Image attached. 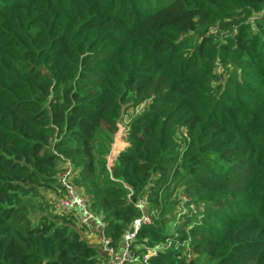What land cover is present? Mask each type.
Listing matches in <instances>:
<instances>
[{"label":"trees","instance_id":"1","mask_svg":"<svg viewBox=\"0 0 264 264\" xmlns=\"http://www.w3.org/2000/svg\"><path fill=\"white\" fill-rule=\"evenodd\" d=\"M66 169L127 264H264V0H0V264H107Z\"/></svg>","mask_w":264,"mask_h":264},{"label":"built area","instance_id":"2","mask_svg":"<svg viewBox=\"0 0 264 264\" xmlns=\"http://www.w3.org/2000/svg\"><path fill=\"white\" fill-rule=\"evenodd\" d=\"M216 31V29H213ZM128 123L127 121H122L118 124V130L115 134L117 138L114 137L113 148L116 145L118 136L119 139L125 141V137L127 135ZM118 153L113 154L114 150L111 149L110 153L107 155V166L110 169L117 159ZM71 170L66 169L59 174V182L64 190V196L58 197L56 199V206L62 210L73 211L77 214V217L86 229V235L88 237H92L96 232H100L98 234V238L100 243L103 246V251L106 253L107 264H127L136 260L135 255L132 253V243L135 239L138 230L144 224H148L152 221V216L146 212L144 206L146 205V201H140L137 203V206L141 209L142 213L140 217L134 220L133 229L127 233H125L123 237V241L120 245L116 246L111 243V240L104 234V223L102 219L93 213L89 208V198L87 195L81 193L78 188L71 182ZM98 228L100 230H98ZM146 252L142 256V260L145 264L148 263L149 258L158 253L160 247H146Z\"/></svg>","mask_w":264,"mask_h":264},{"label":"crops","instance_id":"3","mask_svg":"<svg viewBox=\"0 0 264 264\" xmlns=\"http://www.w3.org/2000/svg\"><path fill=\"white\" fill-rule=\"evenodd\" d=\"M116 138H117V135L115 136ZM121 139H119V136H118V139H117V142H116V145H117V147L118 146H120V145H122L123 143H124V146H120V151H121V149L123 148H125L127 145H128V143L126 142V141H124V142H122V141H120ZM122 142V143H121ZM122 149V150H123ZM98 230H100L99 228H98ZM100 232L98 231V232H96L92 237H91V240L92 239H94V241H96V240H98V242L100 243V241H99V238H98V234H99ZM101 244V243H100ZM101 247H102V250H103V246H102V244H101Z\"/></svg>","mask_w":264,"mask_h":264},{"label":"rangeland","instance_id":"4","mask_svg":"<svg viewBox=\"0 0 264 264\" xmlns=\"http://www.w3.org/2000/svg\"><path fill=\"white\" fill-rule=\"evenodd\" d=\"M120 141L124 142L123 138H122ZM122 142H121V143H122ZM120 146H124V143H123L122 145H120ZM120 146H118V147L115 146V147L113 148V144H112L111 149L114 150V153H113V154H115V153L117 154V153H118V151L120 150ZM122 149H123V148H122ZM122 149H121V150H122Z\"/></svg>","mask_w":264,"mask_h":264},{"label":"bare ground","instance_id":"5","mask_svg":"<svg viewBox=\"0 0 264 264\" xmlns=\"http://www.w3.org/2000/svg\"><path fill=\"white\" fill-rule=\"evenodd\" d=\"M117 147V145H115Z\"/></svg>","mask_w":264,"mask_h":264}]
</instances>
